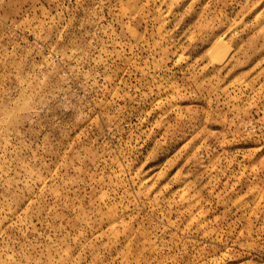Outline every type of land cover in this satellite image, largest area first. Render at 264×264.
I'll return each instance as SVG.
<instances>
[{"label": "rangeland", "instance_id": "1", "mask_svg": "<svg viewBox=\"0 0 264 264\" xmlns=\"http://www.w3.org/2000/svg\"><path fill=\"white\" fill-rule=\"evenodd\" d=\"M0 264H264V0H0Z\"/></svg>", "mask_w": 264, "mask_h": 264}]
</instances>
